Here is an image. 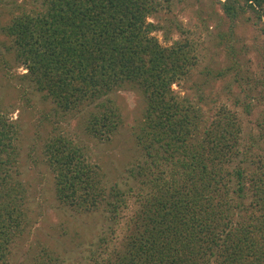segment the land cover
Here are the masks:
<instances>
[{"label": "trees", "instance_id": "16d2710c", "mask_svg": "<svg viewBox=\"0 0 264 264\" xmlns=\"http://www.w3.org/2000/svg\"><path fill=\"white\" fill-rule=\"evenodd\" d=\"M39 1L38 11L13 16L4 30L25 76L57 109L94 103L86 130L108 139L121 122L108 94L131 83L145 100L133 133L145 159L127 190L107 187L100 166L70 138L57 134L44 145L56 198L79 212L102 207L113 220L91 264H264V149L254 160L250 146L240 147L243 125L230 108L211 114L174 91L196 55L186 39L162 44L153 34L158 26L148 17L160 0ZM215 1L227 37L240 20L264 33V0ZM252 107L248 98L244 111ZM15 133L0 110V264H9L27 217L26 185L13 175Z\"/></svg>", "mask_w": 264, "mask_h": 264}, {"label": "rangeland", "instance_id": "374dc122", "mask_svg": "<svg viewBox=\"0 0 264 264\" xmlns=\"http://www.w3.org/2000/svg\"><path fill=\"white\" fill-rule=\"evenodd\" d=\"M40 8L39 0H0V110L16 127L18 165L13 175L26 185L27 215L23 230L11 243L8 261L91 264L95 243L111 230L113 220L102 207L79 212L56 198L44 145L57 134L70 138L100 166L107 187L127 190L136 185L133 173L145 159L133 135L142 124L145 100L131 83L108 94L121 113L120 125L108 139L94 137L86 130V117L94 103L67 112L57 109L25 76L26 69L4 30L13 16ZM219 13L215 0H160L159 9L148 20L158 26L153 34L162 44L186 39L196 55L188 75L172 85L174 91L194 102L200 99L211 114L222 106L234 111L243 125L240 147L250 146L251 158L256 160L264 149V33L240 20L229 38L227 23ZM248 98L253 102L250 113L243 108ZM132 201L125 217L132 212Z\"/></svg>", "mask_w": 264, "mask_h": 264}]
</instances>
